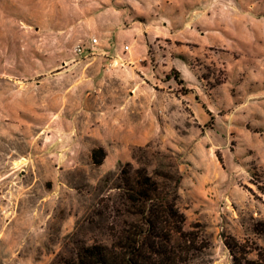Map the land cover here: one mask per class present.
Here are the masks:
<instances>
[{
    "label": "rangeland",
    "instance_id": "374dc122",
    "mask_svg": "<svg viewBox=\"0 0 264 264\" xmlns=\"http://www.w3.org/2000/svg\"><path fill=\"white\" fill-rule=\"evenodd\" d=\"M169 161L188 264L264 249V0H0V264L110 244L121 166Z\"/></svg>",
    "mask_w": 264,
    "mask_h": 264
},
{
    "label": "trees",
    "instance_id": "16d2710c",
    "mask_svg": "<svg viewBox=\"0 0 264 264\" xmlns=\"http://www.w3.org/2000/svg\"><path fill=\"white\" fill-rule=\"evenodd\" d=\"M104 156L103 148L92 151L95 164ZM167 167L149 171L141 164L122 165L114 178L119 206L112 207L116 218L110 244L76 242L50 264H188L208 243L199 229L185 230V215L177 205L182 175L175 163L169 161ZM223 242L232 264H264L262 247H247L230 235ZM253 251L255 257H249Z\"/></svg>",
    "mask_w": 264,
    "mask_h": 264
},
{
    "label": "built area",
    "instance_id": "2783aa9c",
    "mask_svg": "<svg viewBox=\"0 0 264 264\" xmlns=\"http://www.w3.org/2000/svg\"><path fill=\"white\" fill-rule=\"evenodd\" d=\"M92 42H96V38H93V39H92ZM125 48L127 49V48H128V45H126ZM77 50H78V51H81L82 48H81L80 46H78V47H77Z\"/></svg>",
    "mask_w": 264,
    "mask_h": 264
},
{
    "label": "crops",
    "instance_id": "0c3cea01",
    "mask_svg": "<svg viewBox=\"0 0 264 264\" xmlns=\"http://www.w3.org/2000/svg\"><path fill=\"white\" fill-rule=\"evenodd\" d=\"M96 38V37H95ZM96 41H97V38H96Z\"/></svg>",
    "mask_w": 264,
    "mask_h": 264
}]
</instances>
